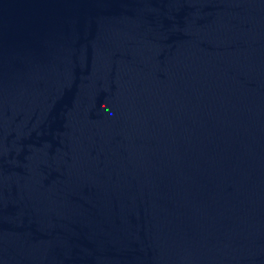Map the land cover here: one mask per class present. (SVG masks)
<instances>
[{
  "label": "water",
  "instance_id": "95a60500",
  "mask_svg": "<svg viewBox=\"0 0 264 264\" xmlns=\"http://www.w3.org/2000/svg\"><path fill=\"white\" fill-rule=\"evenodd\" d=\"M0 264H264V0H0Z\"/></svg>",
  "mask_w": 264,
  "mask_h": 264
}]
</instances>
